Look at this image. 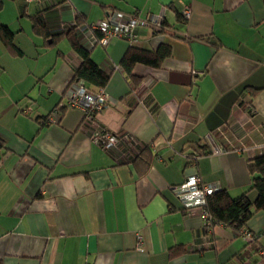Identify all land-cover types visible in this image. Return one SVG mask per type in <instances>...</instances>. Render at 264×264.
Listing matches in <instances>:
<instances>
[{
    "label": "crops",
    "instance_id": "crops-1",
    "mask_svg": "<svg viewBox=\"0 0 264 264\" xmlns=\"http://www.w3.org/2000/svg\"><path fill=\"white\" fill-rule=\"evenodd\" d=\"M41 12L52 34L77 17L134 15L147 24L133 47L170 46L160 68L133 67V92L125 40L90 51L109 73L97 123L148 149L146 173L101 149L67 106L81 59L67 36L34 33ZM0 23L21 53L0 42V264H264L263 213L245 227L259 235L250 242L224 225L206 230L174 192L195 174L256 198L247 164L264 156V0H0Z\"/></svg>",
    "mask_w": 264,
    "mask_h": 264
},
{
    "label": "trees",
    "instance_id": "trees-1",
    "mask_svg": "<svg viewBox=\"0 0 264 264\" xmlns=\"http://www.w3.org/2000/svg\"><path fill=\"white\" fill-rule=\"evenodd\" d=\"M179 16L181 17V14ZM31 21L34 33L45 41L51 39L54 42V40L62 36L68 37L73 51L81 59L79 67L73 73L69 84L70 86L78 82H83L89 90L104 89L109 80V73L103 71L90 57L91 49L86 46V41L82 36L86 32L85 22L77 17L75 21L76 27L63 25L58 33L52 34L43 12L33 16ZM77 27H81L83 33L77 30ZM162 29L163 23H160L159 31H162ZM94 36L97 39L101 37L97 32H95ZM0 42L9 54L21 56L20 51L13 44L12 32L1 23ZM170 56L171 48L165 44L159 45L153 51L138 49L130 45L120 62V69L129 78L130 82H132L131 91H134V87L140 83V79L132 72L135 65L158 69ZM245 108L253 112L250 103H247ZM154 112L155 107H151L149 110L150 115L154 116ZM132 139L136 143V151L134 153L128 148L126 141L122 140L119 142V149L111 150L109 154H115L119 163H127L134 159L135 164H139L138 169L140 173L144 174L149 169L151 154L147 148H144L134 138ZM247 170L251 176V190L256 192V198L251 201L245 194L237 198H232L225 190L216 189L212 195L205 199L203 204L197 205V207H200L208 215L207 220L204 221L206 230L211 229L215 225H224L231 228L236 236L243 237V233H250L245 227L252 216L259 212L264 214V156L249 161ZM184 211H187V209ZM254 236L259 237L258 234Z\"/></svg>",
    "mask_w": 264,
    "mask_h": 264
},
{
    "label": "built area",
    "instance_id": "built-area-1",
    "mask_svg": "<svg viewBox=\"0 0 264 264\" xmlns=\"http://www.w3.org/2000/svg\"><path fill=\"white\" fill-rule=\"evenodd\" d=\"M33 1L36 2L38 0H23L24 4ZM190 14L191 11L189 8H184L181 11V16L184 20H188ZM75 21L76 18H73L66 26L76 27ZM146 24V22L141 21L134 15L118 12L108 21L85 24V33L82 32L81 27H77L76 29L84 34L83 37L86 41V46L91 49L96 45L106 47L114 39H122L129 45H132L136 41L138 27ZM154 29L155 31H159L160 23H154ZM95 32L101 35L99 39L95 38ZM67 100V106L69 108L77 109L82 113V127L105 152L109 153L111 150L119 149V142L122 140L126 141L132 153L136 151V143L133 142L131 137L123 133L113 136L102 130L98 125L96 116L105 109L108 103V96L104 92V89L89 90L83 82H78L69 89ZM55 122L54 116H51L46 121V124H55ZM215 190L213 185L203 184L199 177L194 174L188 176L182 185L175 188L174 192L186 206L193 205L203 220L206 221L208 215L200 207H197V205L203 204L205 199L212 195ZM243 234V237L250 242L257 239L251 233L245 232Z\"/></svg>",
    "mask_w": 264,
    "mask_h": 264
},
{
    "label": "rangeland",
    "instance_id": "rangeland-1",
    "mask_svg": "<svg viewBox=\"0 0 264 264\" xmlns=\"http://www.w3.org/2000/svg\"><path fill=\"white\" fill-rule=\"evenodd\" d=\"M0 49H2V46H1V44H0ZM2 50H3V49H2ZM0 58H2V59H3V57H1V56H0Z\"/></svg>",
    "mask_w": 264,
    "mask_h": 264
}]
</instances>
